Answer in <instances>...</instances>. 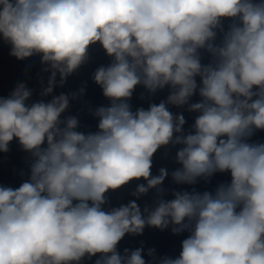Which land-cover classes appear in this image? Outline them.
Masks as SVG:
<instances>
[{
  "label": "clouds",
  "instance_id": "1",
  "mask_svg": "<svg viewBox=\"0 0 264 264\" xmlns=\"http://www.w3.org/2000/svg\"><path fill=\"white\" fill-rule=\"evenodd\" d=\"M0 40L39 58L38 91L26 70L0 96V154H26L20 185L0 184V264H264V0H0ZM97 45L108 104L85 101L87 81L57 94ZM172 149L178 166L153 174ZM146 228L184 236L178 255L120 247Z\"/></svg>",
  "mask_w": 264,
  "mask_h": 264
}]
</instances>
